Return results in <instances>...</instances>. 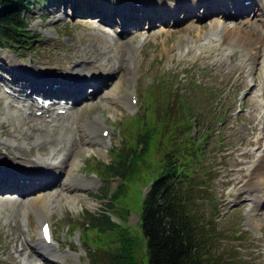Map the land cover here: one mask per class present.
Returning <instances> with one entry per match:
<instances>
[{"label": "rangeland", "instance_id": "1", "mask_svg": "<svg viewBox=\"0 0 264 264\" xmlns=\"http://www.w3.org/2000/svg\"><path fill=\"white\" fill-rule=\"evenodd\" d=\"M36 1L37 4H33L28 9L26 20L29 24L28 29L38 34V37H33L32 42H29L25 48L19 51L17 60H23L27 64L32 61L40 68L43 67L47 70L53 66L72 68L80 62L85 66L91 64L96 69L94 72L109 68L110 66L105 64L108 61L109 65L115 64L114 68H119V70L116 71L115 76L112 77L106 87L102 86L99 92L90 95V99L78 103L67 115H61L54 119L58 123L71 121L70 124H72L75 115L71 114H76L78 111L77 117H75L77 118L76 125L79 132L85 137H91L88 129L89 127L91 129L92 122L96 117L99 118L97 125L99 129L100 127L109 129L106 143L101 142L102 140H84L81 143H76L75 149L72 150V167L70 169L68 166L66 167L60 180L65 185L61 188H67V197L62 196L64 193L61 190L62 194L55 199L52 195L53 191H50L51 188L47 185L37 189L44 196L38 205L46 206L45 218H42L39 210L28 205L33 193H23L22 196L17 193L0 195L4 199V203H0V264H3V259L10 260V254L18 260L30 258L29 260L33 264H105L107 261L104 254L107 257V251L112 248L117 251L126 250L130 252L134 264H146L145 240L139 232L138 213L142 194L148 187L147 170L154 165L155 168H158L160 154L162 156L164 146H162L160 154H154L153 151L148 153L147 157L142 159L143 164L138 165L143 170L136 169L137 172L126 181L113 176L104 177V168L116 159L117 150L128 149L127 144L130 147L133 146L131 144L133 141L129 140L128 142L126 138L127 133L131 138L133 134L127 130L125 119L134 113L141 112L143 107H149L152 103L153 105L155 103L161 104L162 106L157 108L163 110L170 103L173 104L179 99L197 112L198 118L190 121L192 123L190 127L193 128L192 131L195 133L196 140L198 138L204 139L202 134L199 137L198 130H201L204 123L209 124L215 120L218 111L224 108L225 120L215 122V126H220L222 133H218L219 130L210 131L206 137L208 141L206 152L212 151V155L207 154L208 166H212L214 172L211 183L206 187V200L213 199V205L218 201L217 207L218 210L221 209V217L216 220L217 225L224 228L227 235L234 236H231L232 239L229 242V246L232 247L230 254L225 257L233 256L236 264H264V205L260 207L261 209L252 211L250 201H247L250 200V196L247 194L252 192L250 194H253L254 197L260 190V186L245 190L249 191L246 192L247 194H235L233 191V187L237 186L242 179H244L243 182L246 179L253 181V185L258 179L257 177L252 178V175L247 177L246 174L249 175L247 168L250 167L253 156L243 153L254 151L253 149L256 147L257 149L261 147L260 151L264 149V135L262 138H258L259 135L264 134V44L258 45L257 52H251L245 38L241 43H237L234 37H226L227 40L223 36H226V32L221 26L229 25L235 21L236 26L229 25L234 26L233 30H239L240 34H251L253 38H258L263 29L260 16L255 15L251 9L247 16L243 15L237 19L227 17L224 21L219 15L214 14L201 20L192 18L189 21L176 24L170 21L156 22L153 25L150 24L146 30L142 29L132 33L123 31L117 35L119 28L116 24L110 27L99 23L95 18H81L79 16L82 12L88 11V13L98 15L101 21L108 23L109 14L103 6L110 8L113 0H97L98 2L96 0H78L79 4L77 2L71 4L72 0ZM110 2L112 3L110 4ZM182 4L189 6L188 10L192 9L193 6L201 5L200 1L195 3V0H182ZM254 4L256 5V3ZM184 6L180 7L184 8ZM158 10L162 12L163 9ZM229 10L236 13L235 10L229 8L223 9V13ZM71 11L75 16H71ZM138 11L141 12V15L148 13L147 11ZM138 11L135 13L136 15H139ZM257 11L261 13L258 7ZM179 13L175 12L174 15H180ZM198 13L201 15L202 9H199ZM207 13L213 12L207 11ZM160 19L163 17L157 14L154 21ZM246 20L249 22L245 23ZM131 23L134 26L140 25V21L137 20H133ZM214 24L218 26L213 27ZM169 25H172V28ZM167 28L170 29L166 30ZM152 30L153 32L150 33ZM147 32L150 33L149 36H147ZM116 42L118 45L119 42L124 43L120 49H116L118 47ZM138 43L140 44L137 46ZM134 45L136 49L132 51L130 59L129 55ZM14 50L18 52L17 48ZM1 53H9L12 56L11 51L7 49H3ZM251 57L255 58L252 69H250ZM12 58L14 57L12 56ZM116 59L119 60L118 63H115L117 62ZM131 60L134 61V65L129 66ZM126 63L131 70L126 69ZM52 79H43L41 87L38 88H34L30 83L29 85L38 97L41 95L43 97V94L54 93L51 90ZM58 79L65 82V86L62 88L63 97H72V99L79 97L82 88L75 89L74 92L68 89V86L70 88L72 86L69 84V79L75 80L74 77L71 78V76L66 75L64 79L61 77ZM46 84H48V88H43ZM73 85L78 88L79 83L74 81ZM250 85H252L251 90L247 89ZM21 87L23 88V86ZM22 91L25 92L23 89ZM131 93H134L138 98L137 105L132 108L128 101V96ZM2 94L3 90L0 86V123L4 119L8 123V126H0V148L2 147V152H5L3 149L9 154H11L10 151H14V158L17 159L18 163L27 162L32 168L43 166V164L34 166V162L41 163L42 161L40 157L32 160L34 155L32 150H29L32 148L34 153H37L36 138H31L27 142L19 139L18 134L29 132L30 128L34 131L38 129L36 134L42 138H44L43 135H46L47 139L51 137L53 140L51 145L45 140L41 141L45 147L50 145L51 149L58 145V149H62L69 144L72 145V148L74 147L75 144L67 137L70 135L68 133H55V128H49L50 122L42 125L41 128L37 127L38 123L43 122V113L33 117L30 114L25 115L18 112L13 106V101L7 95ZM240 95L245 96L243 101H240ZM26 99L29 104L25 102H22L21 105L17 104L18 109L22 108L21 111L23 112L31 110L34 113V108H27L31 102L38 103V101ZM62 101L64 102V100ZM153 105L149 107L151 110L148 111V118H152L153 123H155L161 116L155 115L157 112ZM14 111L18 113V116L14 115ZM44 119L49 118L45 116ZM195 124L198 126L197 130ZM4 129L6 132L2 133L1 131ZM46 129H48L47 132ZM58 135L61 138L58 139ZM13 140L18 145L14 144L11 150L5 144L8 141L13 144ZM168 140L169 136L163 135L164 145H167ZM257 151L259 152V150ZM39 152L42 155L47 154L44 147H39ZM47 159L56 160L52 157H47ZM238 159L242 160V164L238 162ZM55 164L51 163L55 169H59ZM144 165H147L146 168ZM77 172H79L78 178L69 179V177H76L75 173ZM27 177H30L31 180L40 181V184L55 182L58 179L57 176L51 174L39 178H31L34 175L19 176L22 181ZM233 178L236 179V182H233ZM82 180L88 183L93 181L94 184L86 186L85 190L82 191L83 187L75 186L77 181ZM122 182H124V190L122 189V194L115 203L114 210L109 209L111 218L116 224L107 230V234L103 235H99L95 230L85 229L91 214L96 215L107 211L105 210L107 200L97 196L102 187H110L111 191H114ZM8 183L0 179V186ZM55 186L51 185V187ZM241 187L238 191H244ZM59 189L60 187L56 188V190ZM262 189L264 190V188ZM46 191L50 195L44 193ZM75 192L79 193L80 196L77 194L78 197H76ZM253 197L251 196L252 200ZM263 197L264 194H261L260 199ZM17 199L23 201L22 206L17 207L12 202ZM229 201L238 206L232 205L233 207H230ZM263 202L264 200L261 199L260 203ZM47 217L51 224L53 245L57 249V255L43 259L36 256L37 253L33 244L37 240L41 222ZM78 236H85V238L82 240ZM22 242L25 246L19 251ZM225 243V241L220 243V250L224 248ZM80 249L85 250V252L80 251L82 254L85 253L84 255H80ZM20 253H22V257H20ZM93 253L100 256V261L92 263L91 254ZM53 257L58 259L61 257L62 262Z\"/></svg>", "mask_w": 264, "mask_h": 264}, {"label": "trees", "instance_id": "2", "mask_svg": "<svg viewBox=\"0 0 264 264\" xmlns=\"http://www.w3.org/2000/svg\"><path fill=\"white\" fill-rule=\"evenodd\" d=\"M33 4L37 1L0 0V47L22 49L37 37L28 29L26 20L28 9ZM153 106L157 112L155 115L161 116L155 123L148 118L151 110L148 106L125 119L127 130L133 137L137 134L135 138L126 134L128 142L133 141V146L127 144L128 149L117 150L116 159L106 165L103 174L104 177L113 176L126 181L137 172L136 169L143 170L138 165L143 164L142 159L148 153L160 154L164 146L158 168L154 165L147 170L148 187L138 213L139 232L145 240L146 264H236L233 256L225 257L230 254L232 247L229 242L234 236L227 235L224 228L218 227V210L215 205H209L206 190L201 189L203 184L207 185L206 179L210 180L202 161L209 129L203 124V129L198 132L204 139L196 140L190 121L198 118L197 112L180 99L163 110L157 108L161 104ZM165 134L169 136L167 145L162 141ZM123 184L120 183L114 191L110 187L99 191L97 196L107 200V211L91 214L85 229L103 235L116 224L109 209L114 210L124 190ZM223 241L226 243L220 250L219 245ZM112 249L107 251V257L104 254L105 264H134L130 252ZM91 257L92 263L101 259L94 253Z\"/></svg>", "mask_w": 264, "mask_h": 264}, {"label": "bare ground", "instance_id": "3", "mask_svg": "<svg viewBox=\"0 0 264 264\" xmlns=\"http://www.w3.org/2000/svg\"><path fill=\"white\" fill-rule=\"evenodd\" d=\"M111 1V0H110ZM198 1H200V0H195V3L196 2H198ZM252 3H256V0H250ZM114 2V1H113ZM112 2H110V4H111ZM260 6V7H259ZM259 6H258V9L261 11V13L260 12H258V11H255L254 9H252V12H255V15H259L260 16V20L263 22V29H262V31H261V34H260V36L258 37V38H253L252 36H251V34H249V35H243V34H240V31L238 30H233V27L234 26H236V25H234V26H228V25H221L222 26V29L224 30V32H226L225 34H226V36L225 35H223L225 38L226 37H234L235 38V41L238 43V42H240L241 43V41L245 38L248 42V46L251 48L250 49V51L251 52H254V51H256L257 52V46L258 45H263L264 44V4H259ZM148 7H149V5H148ZM160 10H162V8H159ZM162 12H164L163 10H162ZM107 15V14H106ZM105 15V16H106ZM202 19V18H201ZM230 25V24H229ZM216 26H218L217 24H214L213 25V27H216ZM222 30V31H223ZM237 31V32H236ZM151 32H153V30L152 31H150V33ZM149 33V34H150ZM198 34H200V33H198ZM223 37V38H224ZM227 39V38H226ZM228 40V39H227ZM119 41V40H118ZM229 42V41H228ZM228 42H226L227 44H228ZM124 43V42H123ZM123 43H120L119 42V45H118V42H116V45L118 46V47H116V49H120L121 47H122V45H123ZM141 43V42H140ZM231 43H232V41H231ZM234 44H236V43H234ZM139 48V47H138ZM131 49H134L133 47L131 48ZM136 49V48H135ZM135 51V50H134ZM136 53V52H135ZM115 57V56H114ZM116 58V57H115ZM118 59V58H117ZM116 59V60H117ZM251 59V62L252 63H254L255 62V58H253V57H251L250 58ZM118 61L119 60H117V62H115V63H118ZM130 64H129V66L130 65H132L133 64V61L131 60V62H129ZM107 66H110L109 68L110 69H113V70H119V68H114V66H115V64L114 65H109V62L107 61V63H105ZM71 71H73V73L74 74H76L78 71H80V73L81 72H83V73H87V76H86V78L87 77H91L92 76V74L94 73V71H96V69L95 68H93L92 66H91V64H89L88 66H85V65H82V64H76V66H74V67H72L71 69H70ZM32 72V76L33 77H37L38 75H39V73H37V72H35V71H31ZM53 76H56L55 74L53 75ZM41 77H42V79H40V80H36L34 83L31 81V80H29V83L34 87V88H38V87H41V82H42V80L43 79H49V78H53L52 76H50L49 74H41ZM66 76H62L61 78L62 79H64ZM71 78H72V76H71ZM53 81H54V79H52ZM56 81V83H52V85H51V90L54 92V93H56L55 95H62V96H64V94H63V92H62V88L65 86V82L63 81V80H61V79H56L55 80ZM70 85H72L71 86V88H70V86H68V89L70 90V91H72V92H74L75 91V89H79V88H82V84L80 85L79 84V86H78V88H77V86L76 85H73L74 84V82H70L69 83ZM20 88H22V87H20ZM43 88H48V84H46V85H44V87ZM12 90H14L15 91V93L16 92H20V94H23L24 92L22 91V89H16V88H13ZM82 90V89H81ZM113 92V91H112ZM111 92V93H112ZM53 93V94H54ZM53 94H48V95H53ZM44 96L46 95V94H43ZM55 101V100H54ZM37 103V102H36ZM36 103H33V102H31V104L29 105V108H27V109H33L34 108V112H36V111H39V110H44L43 111V113H48V110H45L47 107H50L51 108V105H52V103H50V101L48 100V98H45L41 103L40 102H38L37 104ZM40 103V104H39ZM45 105H47V106H45ZM23 106H25L24 104H23ZM36 108V109H35ZM43 108V109H42ZM59 108H63V109H65V112H67L70 108L68 107V106H66V107H64V106H62V107H59ZM22 108H20V110H21ZM70 111V110H69ZM77 112L78 111H76V114H71V115H75V116H73V123L72 124H70V122H57V121H54L53 119H51V121H50V125H49V127H54L55 129H56V132L55 133H57V134H61V133H68L70 136H67L68 138H69V140L71 139V141L75 144L74 146H76V143L78 144V143H81L82 141H84V140H86V139H88L89 141L90 140H102L103 141V138H102V136L100 135V136H97L96 134H98L99 133V130H101V132H102V130H104V129H99L98 128V121H99V118H95V120L92 122L93 123V126L91 127V129H90V127H89V134H90V136H91V134H92V137H89V136H87V137H85L81 132H79V129H78V126L76 125L77 124V118H75V117H77ZM57 113V112H56ZM56 113H55V116L56 117H58V115H56ZM34 114H36V113H34ZM55 116L53 115V114H51L50 115V117H54L55 118ZM64 119H65V117H64ZM55 124V125H54ZM91 124V123H90ZM40 127L39 128H41L42 127V125H39ZM44 126V125H43ZM46 126H48V125H46ZM80 126V125H79ZM46 128V127H45ZM101 128V127H100ZM49 129V128H48ZM48 129H46V132H47V130ZM76 129V130H75ZM36 130H38V129H36ZM43 130V129H42ZM2 133H4V132H6V129H4V130H2L1 131ZM43 132V131H42ZM93 132V133H92ZM39 134H36V131H34L33 129H31L30 128V131L28 132H26V133H21V134H18V136H20L19 137V139H20V141L21 140H24L25 142H27V141H29L30 139H31V137H37ZM18 136H16V137H18ZM51 136V135H50ZM59 138H61V136L60 135H58V139ZM53 141V140H52ZM9 142V141H8ZM13 142H15L14 140L12 141V143ZM11 143V142H10ZM72 143V144H73ZM25 144V143H24ZM55 145V144H54ZM80 145V144H79ZM7 148V147H6ZM58 148V147H57ZM54 149H56V147H54ZM64 149L65 150H71L72 149V145H68V146H66V147H64ZM57 150V152H60V149H56ZM11 152V154H13L14 155V151H10ZM73 152V151H72ZM79 153V152H78ZM64 155H65V153H64ZM63 155V156H64ZM52 158H54V157H52ZM52 162L51 163H61L60 164V166L63 164L62 162L64 161V159H62V160H60V161H56V160H51ZM34 166H38L37 164H42V163H35L34 162ZM24 165H29V167H24ZM49 166H51V167H53L54 168V165L52 166L51 164L49 165ZM253 171H252V178H258L257 179V182L253 185V184H251V181H248L247 183H245L242 187H241V189L242 190H250V189H253V188H259V186H260V184L262 183V181H263V179H262V176L264 175L263 173H264V149L262 150V154L260 155V156H257V159L255 160V162H254V164H253ZM41 167V166H40ZM58 168H60V167H58ZM38 169H40V168H32V166L30 165V164H27V162H20V163H18L17 161H16V165H14V166H8V165H5L4 164V162L3 161H0V179H2L3 181H6V182H9L6 186L4 185V187H7V186H9V185H11V186H17L16 187V191L18 192V194L19 195H23L21 192H19V191H21V189H23L22 187H18V186H23V185H27V184H34V185H38V184H40V181H38V180H31V179H29L30 177H27V179H25L24 181H22V179L21 178H19V176H22V175H31V176H33L34 175V177H31V178H39L38 176H36V174L34 173V171L35 170H38ZM242 171V170H241ZM238 173V172H237ZM228 174V173H227ZM58 177V176H57ZM20 181H19V180ZM49 179V178H48ZM22 181V182H21ZM73 181V180H72ZM233 182H236V179L235 178H233ZM48 183V182H47ZM2 186V185H1ZM0 186V187H1ZM9 188H10V186H9ZM4 190H1L0 192H3ZM62 194V191H58V192H56V196H60ZM260 194H261V192H260V190H258L257 191V193L254 195V197H253V203L254 204H258L259 202H260V200L262 199V200H264V197L263 198H261L260 199ZM32 195V194H31ZM41 199H44V196H43V194H37V195H32V199H31V202L28 204V205H31V207H35L37 210H39V213H40V217H42V218H45V214H44V210L46 209V206L45 205H42V206H40V205H38V202L41 200ZM14 204H15V206H17V207H20V206H22L21 204H23V201H19V199H17V200H13L12 201ZM0 203H4V199H3V197H0ZM14 206V207H15ZM49 209V208H48ZM48 211V210H47ZM44 214V215H43ZM46 219H44L42 222H44ZM38 246H42V241L39 239L38 241H37V243H36ZM48 247V246H47ZM42 248V247H41ZM46 251H44V253H46V255H48V256H56L57 255V253L55 252V250L53 249V248H46L45 249ZM9 251V250H8ZM19 255H22V253H20ZM37 256V255H36ZM30 259V258H29ZM29 259H27V261L29 262ZM3 264H17V262L15 261V259L12 257V256H10V260H5V259H3ZM22 264H29V263H26V262H23Z\"/></svg>", "mask_w": 264, "mask_h": 264}]
</instances>
